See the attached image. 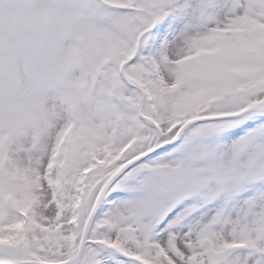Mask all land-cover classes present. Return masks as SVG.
<instances>
[{
    "label": "snow or ice",
    "instance_id": "1",
    "mask_svg": "<svg viewBox=\"0 0 264 264\" xmlns=\"http://www.w3.org/2000/svg\"><path fill=\"white\" fill-rule=\"evenodd\" d=\"M0 264H264V0H0Z\"/></svg>",
    "mask_w": 264,
    "mask_h": 264
}]
</instances>
